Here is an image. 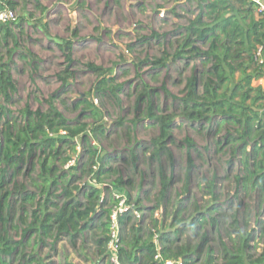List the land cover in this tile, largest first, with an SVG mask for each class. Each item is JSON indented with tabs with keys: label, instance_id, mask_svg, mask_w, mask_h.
Masks as SVG:
<instances>
[{
	"label": "trees",
	"instance_id": "trees-1",
	"mask_svg": "<svg viewBox=\"0 0 264 264\" xmlns=\"http://www.w3.org/2000/svg\"><path fill=\"white\" fill-rule=\"evenodd\" d=\"M0 1L15 10L20 1L28 3L33 0ZM34 1L37 6L41 5L39 0ZM198 6L200 11L183 27L184 36L173 52L168 47L152 63L155 68H168L170 63L180 59L187 63L199 59L205 68H195L193 75L187 79L183 96L167 90L177 108L172 112L158 113L154 110L153 88L146 86L139 96L140 104L148 102L147 117L160 128V136L153 142L155 148L151 158L159 161L163 152L168 151L166 141L171 138L172 123L177 118L198 126L200 132L209 130L211 136L220 137L215 143L216 152L229 151L226 163L230 168L235 165L239 167L234 175L236 194L248 196L251 191L257 192L258 206L263 208L262 214L259 211L257 214L260 221V217H264V87L255 82L264 78V65L255 60L254 55L257 46L264 45V15L258 14L246 0H198ZM12 23L0 25V53L1 47L16 39L9 27ZM55 43L65 53L68 66L72 64V43ZM197 43H202V46ZM167 44L169 46L170 42ZM173 47L172 44L171 49ZM144 63H148V60ZM89 67L93 72L101 69L93 64H89ZM64 72L66 75L59 74L63 84L72 77L69 68ZM110 83L111 80L104 77L96 91L100 96L113 98L120 104L119 92L123 91V86L116 87ZM18 91L12 62L1 58L0 99L4 105L0 101V264H43L37 254L27 251L32 237L35 243L44 245L49 238L55 242L64 237L76 240L80 236L85 237L87 232H95L94 242L101 259L107 260L111 240L110 215L122 198L111 196L106 200L100 186L107 190L113 185L131 188L133 181L130 177H124L115 166L109 165L110 161L117 159L111 155L102 159L99 167H94L100 160L91 141L94 135L104 133L106 128L100 124L69 120L56 107L57 96L54 95L46 100L47 110H33L27 105L22 110V117H19L8 107L14 103ZM82 105L84 117L100 121L99 114L92 109L88 100H82L77 107ZM135 124L136 120L133 121ZM77 138H80L90 163L85 165L79 162L63 169L72 159L64 154L66 151L63 148L67 146L76 151ZM185 142L190 177L196 144L191 137H187ZM131 156L132 159L127 161L128 169L139 171L138 154L133 151ZM27 164L28 172H24ZM37 167L39 172L33 175ZM76 171L81 174L77 176ZM23 172L26 178L20 180ZM87 174H91L99 186L84 188L75 184L76 180ZM160 175V196L157 204L149 209L151 216L148 225L144 226L139 219L134 220L130 211L119 217L122 264H164L166 259H182L184 264H198L205 250L209 254L207 264L215 263V249L210 245L206 231L199 235L201 239L196 244L183 240L182 235L187 225L197 234L209 221L219 226L221 232L222 220L214 215L227 217L221 214L223 208L217 203L208 204L204 209L195 204L194 214L186 220L181 216L184 210L180 204L169 226L174 230H165L160 218L155 217L162 202L168 201L170 180H167L162 164ZM107 178L113 182H107ZM207 187L216 202L215 179L207 181ZM75 190L85 200L76 197ZM127 203L133 204L140 213L146 207L142 205V199L135 201L131 195H128ZM242 205L243 201L239 200V207ZM225 229L219 241L220 264H264V228H251L249 219L241 220L236 212ZM13 232H20L21 238L16 240ZM255 235L262 244L258 256L251 253L252 242L257 239ZM225 238L233 243L229 244ZM158 253L161 259H156Z\"/></svg>",
	"mask_w": 264,
	"mask_h": 264
},
{
	"label": "rangeland",
	"instance_id": "rangeland-1",
	"mask_svg": "<svg viewBox=\"0 0 264 264\" xmlns=\"http://www.w3.org/2000/svg\"><path fill=\"white\" fill-rule=\"evenodd\" d=\"M39 1L40 6L34 0L28 3L20 1L15 9L17 19L9 25L16 39L1 47L0 59L12 62L13 76L19 88L14 103L8 105L14 114L22 117V110L27 105L33 110H47L46 100L54 95L57 96L56 107L69 120L104 126L105 132L94 135L91 141L100 160L94 167H99L102 159L111 155L117 159L110 161L109 165L115 166L124 177H130L133 183L131 188L113 185L107 190L100 186L102 195L106 200L115 196L127 201L128 195L133 196L135 201L137 198L142 199L145 210L140 213L132 204L130 213L134 220L139 219L144 226L150 220L149 209L157 204L160 196L162 164L167 180H170L168 201L162 202L155 217L160 218L165 230L171 229L169 226L180 204L184 210L181 216L189 220L194 214L195 204L204 209L211 203L220 204L223 208L222 216H227L221 218L218 214L214 215L222 220L223 232H226L225 228H228L236 212L241 220L249 219L251 228H264V217H260V221L257 217L258 211L260 214L263 212V208H259L257 203V192L251 191L248 196L244 193L236 194L234 175L239 167L235 165L230 168L226 163L229 151L216 152L215 143L220 137L211 136L209 130L200 132L198 126L177 118L172 123L171 138L166 141L169 152L164 151L159 161L151 158L155 148L153 142L159 138L160 128L147 117L148 102L140 104L139 96L146 86L153 88L154 110L158 113L172 112L177 108L167 90L174 95L183 96L187 79L193 75L195 68H205L199 59L188 63L180 59L170 63L168 68H155L152 63L168 47L173 52L179 44L184 36L183 27L200 11L198 0ZM164 34L167 35L163 36ZM55 41L72 43L73 62L69 66L65 53ZM167 42H170L169 46ZM197 44L202 46V43ZM145 60L148 63H144ZM89 64L101 69L93 72ZM66 68H69L72 77L63 84L59 74L66 75ZM104 77L111 80L110 85L123 86V91L119 92L122 100L120 104L113 98L102 97L97 93L98 83ZM255 83L258 84V81ZM82 100L91 103L92 109L99 114V122L83 116L84 105L77 107ZM0 101L4 105L1 99ZM187 137H191L196 144V150L193 151L194 168L190 171V177L188 147L185 142ZM76 144V151L67 146L63 148L66 151L64 154L72 157L63 169L79 162L85 165L90 163L80 138L76 139ZM133 151L139 156V171L128 169L127 161L132 159ZM27 166L28 164L24 172H28ZM24 172L19 176L20 180H25ZM38 172L37 167L32 174L37 175ZM76 172L77 176L81 174L80 171ZM92 177L87 174L76 180L75 184L84 188L89 185L99 186ZM213 179L217 185L216 202L208 193L207 187V181ZM106 180L113 182L111 178ZM74 192L76 197L82 198L76 190ZM83 200L85 199L82 198ZM239 200L244 203L241 207ZM143 215L148 218L142 217ZM205 231L210 238V245L215 249L216 258L212 264H220L219 241L223 233L212 221L206 223L204 229L197 234L187 225L186 232L182 235L183 240L196 244L201 239L199 235ZM12 234L16 240L21 238L20 232ZM94 236L95 232H87L85 237L80 236L76 240L64 237L55 242L53 238H49L44 245L35 243L32 237L27 251L37 254L43 264H110L108 259L102 261ZM255 236L257 239L252 242L254 245L251 253L258 256L262 244L258 235ZM225 239L229 244L233 243L230 239ZM156 242L159 244L158 236ZM208 260L209 254L205 250L198 264H207Z\"/></svg>",
	"mask_w": 264,
	"mask_h": 264
},
{
	"label": "built area",
	"instance_id": "built-area-1",
	"mask_svg": "<svg viewBox=\"0 0 264 264\" xmlns=\"http://www.w3.org/2000/svg\"><path fill=\"white\" fill-rule=\"evenodd\" d=\"M252 6H254L256 12L258 14L264 15V0H246ZM17 16L16 12L13 8H11L5 2L0 1V25L8 24L16 21ZM255 60H257L260 64L264 65V45H258L255 49ZM264 79V78H261ZM134 208V207H133ZM131 210V205L127 204L124 198L121 199L119 204L113 208L110 215V223H111V240L108 245V260L110 264H122L120 249V231L121 224L119 221L120 215L124 214ZM161 254L158 253L156 255V259H161ZM164 264H184L182 259L174 260V259H166L164 260Z\"/></svg>",
	"mask_w": 264,
	"mask_h": 264
},
{
	"label": "crops",
	"instance_id": "crops-1",
	"mask_svg": "<svg viewBox=\"0 0 264 264\" xmlns=\"http://www.w3.org/2000/svg\"><path fill=\"white\" fill-rule=\"evenodd\" d=\"M258 84L262 85L264 87V79H259Z\"/></svg>",
	"mask_w": 264,
	"mask_h": 264
}]
</instances>
